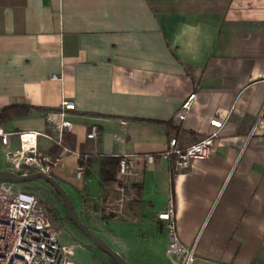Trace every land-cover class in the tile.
<instances>
[{
	"label": "crops",
	"instance_id": "obj_1",
	"mask_svg": "<svg viewBox=\"0 0 264 264\" xmlns=\"http://www.w3.org/2000/svg\"><path fill=\"white\" fill-rule=\"evenodd\" d=\"M193 92L181 120L176 112ZM64 100L75 103L65 112L69 148L155 156L139 165L124 212L110 218L119 254L178 264L157 219L173 200L193 264H264V114L249 138L264 112V0H0V111L33 107L0 113V124L45 133L39 148L59 158L52 176L93 223L95 206L119 193V170L111 184L98 162L79 176L80 158L54 144L45 116ZM216 131L208 159L175 171L164 156L172 138L185 147ZM10 147L19 148L17 136Z\"/></svg>",
	"mask_w": 264,
	"mask_h": 264
},
{
	"label": "built area",
	"instance_id": "obj_2",
	"mask_svg": "<svg viewBox=\"0 0 264 264\" xmlns=\"http://www.w3.org/2000/svg\"><path fill=\"white\" fill-rule=\"evenodd\" d=\"M52 79H59L53 75ZM196 92L191 93L177 110L176 116L183 120L190 111ZM75 109L70 100L62 102L60 112L47 111L45 116L57 135L52 138L62 153L76 154L80 159L88 155L69 148L64 142V134L73 129V123L65 118V112ZM264 112L250 131L249 138L260 132ZM122 124L126 121L122 120ZM99 129L93 126L87 137L96 138ZM45 135L39 130L10 131L0 124V142L6 146L5 162L7 169L19 174L41 172L52 175L58 157L41 150L38 138ZM218 132L182 147L176 138L169 142L164 156L172 160L175 171L187 169L195 160L208 159L213 150ZM13 136L19 140V148L13 150L10 141ZM119 157L118 195L110 201L109 212L121 215L126 201L135 195L134 185L140 182L138 167L141 163L152 164L154 155L125 153ZM79 176L84 166L79 165ZM15 183L0 180V264H79L73 257L72 247L61 240L60 231L54 226L40 199ZM157 219L165 223L168 232V252L177 259L178 264H193L196 260L195 246L186 245L180 238L173 200L165 210L157 214Z\"/></svg>",
	"mask_w": 264,
	"mask_h": 264
},
{
	"label": "rangeland",
	"instance_id": "obj_3",
	"mask_svg": "<svg viewBox=\"0 0 264 264\" xmlns=\"http://www.w3.org/2000/svg\"><path fill=\"white\" fill-rule=\"evenodd\" d=\"M15 150V149H13ZM6 168L5 163V150L0 145V169ZM15 186L25 189L35 194L41 201L42 205L46 208L54 226L60 231L62 241L72 247V257L79 264H114L115 261L112 257L99 245L94 243L89 237H87L78 227H76L69 219V214L64 206L62 198L56 193V191L43 180H34L27 183H17ZM76 202V206L79 208V201L76 199L72 191H69ZM107 201V199H106ZM105 200L95 206V213H98L99 221L90 223L85 216L82 215L81 208L78 211L81 220L85 225L97 236L104 239L109 246L118 252L117 233L115 230V222L113 219L117 216L116 213L109 212L106 208ZM108 202V201H107ZM94 208V207H93ZM109 219V220H108ZM127 240V239H126ZM128 243L130 239L127 240ZM128 264H150L141 259L138 254H121Z\"/></svg>",
	"mask_w": 264,
	"mask_h": 264
},
{
	"label": "water",
	"instance_id": "obj_4",
	"mask_svg": "<svg viewBox=\"0 0 264 264\" xmlns=\"http://www.w3.org/2000/svg\"><path fill=\"white\" fill-rule=\"evenodd\" d=\"M0 180L12 182L15 184L19 183H27L34 180H43L46 183H48L55 191L56 193L62 198L65 208L67 209V212L69 214V217L72 219L73 224L78 227L89 239H91L94 243L102 247L117 264H128L124 257L119 254L118 252H115L109 244L99 236L95 235L81 220L79 213L77 209L75 208V205L65 190V188L62 186V184L54 178L52 175H47L41 172L36 173H28V174H19L13 170L10 169H4L0 170Z\"/></svg>",
	"mask_w": 264,
	"mask_h": 264
},
{
	"label": "trees",
	"instance_id": "obj_5",
	"mask_svg": "<svg viewBox=\"0 0 264 264\" xmlns=\"http://www.w3.org/2000/svg\"><path fill=\"white\" fill-rule=\"evenodd\" d=\"M33 107L28 105H11L8 107H5L0 111V113L14 111L17 109H23V110H29ZM95 162H98L100 164V174L102 176V182L104 184H111L114 183L116 180V174L119 170V157L118 156H87V158H81L80 163L83 166H91ZM69 219L72 222V219L69 217ZM73 223V222H72ZM114 264H117L116 262Z\"/></svg>",
	"mask_w": 264,
	"mask_h": 264
}]
</instances>
